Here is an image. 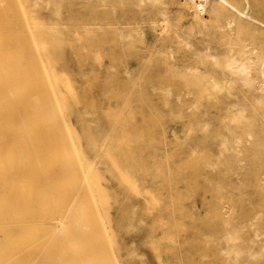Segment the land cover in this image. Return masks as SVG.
<instances>
[{"label":"rangeland","instance_id":"374dc122","mask_svg":"<svg viewBox=\"0 0 264 264\" xmlns=\"http://www.w3.org/2000/svg\"><path fill=\"white\" fill-rule=\"evenodd\" d=\"M240 5L264 22V0L0 1L1 60L22 73L24 112L50 121L24 140L40 176L0 186V264H264L256 102L233 121L239 83L216 90L177 65L209 64L214 44L260 48L261 29L219 34L213 11Z\"/></svg>","mask_w":264,"mask_h":264},{"label":"bare ground","instance_id":"6f19581e","mask_svg":"<svg viewBox=\"0 0 264 264\" xmlns=\"http://www.w3.org/2000/svg\"><path fill=\"white\" fill-rule=\"evenodd\" d=\"M12 2H14V1H12ZM14 3L16 4V2H14ZM222 3H224V0H217L216 9L220 10V8H222V7H220V5H222ZM17 4H18V2H17ZM4 7H5V3H4ZM7 7H8V5H7ZM233 7L236 9V7L234 5H233ZM244 10L245 9L243 8V6H241L240 11H237V10L236 11H213V13H215L219 16V18H218L219 24H217V27L219 28V32H220L219 34L221 36L231 38L232 34L235 31H238V30H241V29H244L247 27H250L252 31H255L257 29H261L262 33H264V22H262L259 18L254 16L249 11H247V10L244 11ZM5 13H7V12H4V14ZM196 21L200 24H203V21L200 18H198ZM8 22L6 23V21H3V24L4 25L6 24V27H7ZM3 24H2V21H0V29L3 26ZM197 34L198 35H204L202 38L204 40L205 45H208L211 42L215 43L213 37L208 32L203 33L201 31H198ZM176 37H177L176 40L178 41L179 40L178 37H180V36L177 35ZM186 39L187 38H184V42H183V45L185 47L190 48V47L194 46V44H191L190 42L185 41ZM0 46H1V43H0ZM33 46H34V44H33ZM260 46H261L260 48H257L256 46H254L250 49H247L246 46L241 45L237 49H234L231 47H226V48H222V49L218 50L217 44H214V46L212 48L207 47V46H205L204 48H201L203 56L211 59V61H209V64L204 63V65H193V66L192 65H179L177 63L176 64L180 68L185 69L184 72H186L188 74L189 73L191 74V72L198 73L200 75L201 79L203 78V81L208 86L210 85L211 87H213L216 90L226 87V83H228V82L239 83L240 89L243 92L244 96L241 95V97H239L233 103L232 108H233V110L234 109L235 110H234V114H233L231 120L238 122L242 118L243 119L246 118L244 115L245 107H243V102L247 101L248 96H251L254 99V101L256 102V106L254 107V110L258 111V120H260V123H261L260 129L262 130V132H264V41H262ZM3 53L6 54V50ZM3 53L0 54V186L1 185H8V183H10L13 185V187H16V186L25 187L28 184H31L33 182L31 179L25 178V176H27V174H29V172H30L29 175L34 174L35 177L38 178L41 174V169H40L41 166L40 165H39L40 167L38 166L39 158H38V155H36V152H38L37 148H33L32 146L29 147V146L25 145L26 143L24 140L30 139L29 137H33V135H36V136L41 135L42 136V135L50 134L49 127H48V125H50V121H48V125L45 128L42 120H44V118L46 116V112L40 107H34V109L29 110L28 113L24 112L26 110L21 105V103L23 104V98L25 100L27 93H26V91H24L25 87H24V82L22 81V73H21V71H19L17 69H13L14 66H13V68H11L10 62H9L7 57H5L4 61L1 60V56L3 55ZM38 60H39V58H38ZM25 61H27V60H25ZM213 67L219 68L218 72L220 75V79L216 80L214 78L215 70L213 69ZM198 83L186 84L185 88L187 90H192L194 88H197L199 90V92L206 88V86L204 85L205 83H202V82L199 84ZM210 89H212V88H210ZM246 95H247V97H246ZM233 96H235V94H233ZM16 99L18 100V102H16V104H18L19 106H16L15 103L14 104L12 103V102H15ZM53 102H51V104ZM260 109L262 111H260ZM29 116L31 117V120L28 118V120H29L28 121L26 117H29ZM248 118H250V116H248ZM60 121H62V120H60ZM60 121H59V123H60ZM55 129H57V128H55ZM61 131H63V130H61ZM248 136H251V133H248ZM29 142H31V141L29 140ZM26 161H28V162H26ZM66 195H68V194H66ZM34 198H36V197H34ZM62 199H63V197H62ZM61 200H60V202H61ZM81 201H82V199H81ZM30 203L32 204V202H30ZM61 203H60V205H61ZM63 203H64V200H63ZM63 203H62V205H63ZM25 204L29 205L28 202ZM58 204H59V202H58ZM75 205H77V204H75ZM56 206H58V205H56ZM50 207L51 206L49 205V208ZM73 208H74V206H73ZM31 210L32 209L27 208L25 213L27 212L28 214H30ZM69 210H70V208H69ZM73 210H75V209H73ZM78 210L80 212L82 211L80 209H78ZM78 214H80V213H78ZM75 215H76V213H75ZM28 217L29 216L25 215L24 218H28ZM13 222H15V221H13ZM58 224L60 225L62 223L59 222ZM18 226H22V224L20 223ZM5 228H0V231L5 229ZM65 242H67V241H65ZM251 242H252V246H253L255 241L252 240ZM261 242H262V244H264V240H262ZM261 247H264V246L261 245ZM29 255L30 254H28V256ZM252 255H253V258L258 257L257 256L258 254L255 253L254 247H252ZM57 262H58V260H57ZM57 262H55V263H57Z\"/></svg>","mask_w":264,"mask_h":264}]
</instances>
